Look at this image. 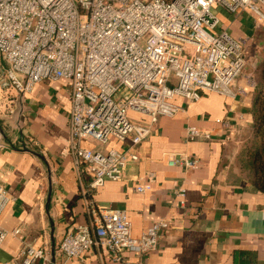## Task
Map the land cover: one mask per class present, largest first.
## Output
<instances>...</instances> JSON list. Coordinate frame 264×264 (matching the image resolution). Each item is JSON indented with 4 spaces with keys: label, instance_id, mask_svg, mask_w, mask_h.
<instances>
[{
    "label": "built area",
    "instance_id": "built-area-1",
    "mask_svg": "<svg viewBox=\"0 0 264 264\" xmlns=\"http://www.w3.org/2000/svg\"><path fill=\"white\" fill-rule=\"evenodd\" d=\"M217 8L230 16L246 13L264 31V0H0V94L8 101L10 94L23 96L38 83L67 84L69 138L61 155L72 157L79 181L83 171L89 174L81 189L86 197L106 181L122 179L158 118L181 111L175 99L195 103L202 92L234 97L232 86L246 67L247 41L220 27ZM215 124L223 132L228 128L220 119ZM215 137L192 126L184 130L190 142ZM162 159L187 171L200 167L185 155ZM151 177L135 192L149 191ZM175 195L183 198L184 190ZM11 200L0 184V215ZM86 204L89 226L73 228L58 245L68 260L95 248L106 263L129 264L123 252H154L169 229L160 219L133 238L124 211L91 200ZM18 233L0 227V245ZM39 260L48 262L43 248L24 246L17 264Z\"/></svg>",
    "mask_w": 264,
    "mask_h": 264
},
{
    "label": "crops",
    "instance_id": "crops-1",
    "mask_svg": "<svg viewBox=\"0 0 264 264\" xmlns=\"http://www.w3.org/2000/svg\"><path fill=\"white\" fill-rule=\"evenodd\" d=\"M214 13L231 37L247 41V67L232 86L234 97L202 92L195 103L175 99L181 111L158 118L122 179L106 181L86 197L81 189L87 188L89 174L83 171L79 181L72 157L61 155L69 138L67 84L38 83L23 96L10 94L8 101L0 94V184L12 199L0 215V227L7 233L19 230L0 245V264H17L24 246L45 250L48 262L33 264H111L100 260L95 248L72 260L57 251L73 228L89 226L86 200L124 211L133 238L156 220L169 222L154 252H123L122 260L129 264H233L236 251L248 252L249 264H264V193L237 165L240 146L251 134L253 71L264 58V31L246 13L230 16L220 8ZM219 119L228 124L225 132L215 124ZM187 126L216 137L187 141ZM164 154L185 155L200 167L167 166ZM149 175L150 190L135 192ZM178 189L184 190L183 198L176 197Z\"/></svg>",
    "mask_w": 264,
    "mask_h": 264
},
{
    "label": "trees",
    "instance_id": "trees-1",
    "mask_svg": "<svg viewBox=\"0 0 264 264\" xmlns=\"http://www.w3.org/2000/svg\"><path fill=\"white\" fill-rule=\"evenodd\" d=\"M253 72L252 129L250 136L240 146L237 165L249 176L253 186L264 193V58ZM249 259L248 252L233 253V264H249Z\"/></svg>",
    "mask_w": 264,
    "mask_h": 264
},
{
    "label": "rangeland",
    "instance_id": "rangeland-1",
    "mask_svg": "<svg viewBox=\"0 0 264 264\" xmlns=\"http://www.w3.org/2000/svg\"><path fill=\"white\" fill-rule=\"evenodd\" d=\"M247 67V66H246ZM246 67H245V69H246ZM245 71V70H244ZM131 119H133V120H138L139 118L137 117V116H132V115H130L129 116ZM99 149H101V150H103L104 148L103 147H99Z\"/></svg>",
    "mask_w": 264,
    "mask_h": 264
}]
</instances>
